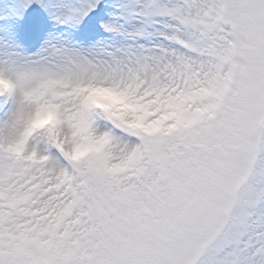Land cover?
<instances>
[{
    "label": "snow or ice",
    "instance_id": "6c2138e0",
    "mask_svg": "<svg viewBox=\"0 0 264 264\" xmlns=\"http://www.w3.org/2000/svg\"><path fill=\"white\" fill-rule=\"evenodd\" d=\"M0 264H264V0H3Z\"/></svg>",
    "mask_w": 264,
    "mask_h": 264
},
{
    "label": "rangeland",
    "instance_id": "374dc122",
    "mask_svg": "<svg viewBox=\"0 0 264 264\" xmlns=\"http://www.w3.org/2000/svg\"><path fill=\"white\" fill-rule=\"evenodd\" d=\"M3 0H0V3H2ZM96 99L103 104H107V105H121L123 106L125 109H128L129 106L128 105H124L122 101H120L118 98L115 97H111L108 96L106 94H98ZM134 110V109H133Z\"/></svg>",
    "mask_w": 264,
    "mask_h": 264
}]
</instances>
